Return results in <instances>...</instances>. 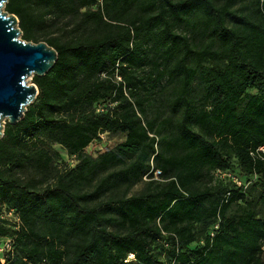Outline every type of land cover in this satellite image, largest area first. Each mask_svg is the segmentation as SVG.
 Segmentation results:
<instances>
[{"label": "trees", "instance_id": "trees-1", "mask_svg": "<svg viewBox=\"0 0 264 264\" xmlns=\"http://www.w3.org/2000/svg\"><path fill=\"white\" fill-rule=\"evenodd\" d=\"M5 10L23 39L57 52L0 138L5 264H264V0ZM105 131L124 140L85 154ZM55 144L73 166L57 165Z\"/></svg>", "mask_w": 264, "mask_h": 264}, {"label": "water", "instance_id": "water-1", "mask_svg": "<svg viewBox=\"0 0 264 264\" xmlns=\"http://www.w3.org/2000/svg\"><path fill=\"white\" fill-rule=\"evenodd\" d=\"M0 0V138L7 121L14 125L24 117L37 94L29 76H43L57 60L56 50L46 42L21 37L18 18Z\"/></svg>", "mask_w": 264, "mask_h": 264}, {"label": "rangeland", "instance_id": "rangeland-1", "mask_svg": "<svg viewBox=\"0 0 264 264\" xmlns=\"http://www.w3.org/2000/svg\"><path fill=\"white\" fill-rule=\"evenodd\" d=\"M57 34H58V31L55 29L52 32L48 33L49 36H56ZM40 41L44 42L43 39ZM28 79H29L28 80L29 82H32V76H29ZM192 92H193L192 94L195 95L196 97H198L201 94V90L197 83L193 84ZM124 137L125 135L119 132L118 133H112L108 131L101 132L97 138L92 140V142H90L86 146V148L84 149V153L90 155L91 157H96L105 151L113 149L117 144H119L120 142L124 140ZM54 147L59 151V154H60V158H59L60 160L57 161V165H60L61 169H63V167H71L74 165L75 161H73V159L70 156L66 155L64 149H62L59 145H56V144L54 145ZM225 176H227V174L225 173L221 174V177H225ZM146 179L147 178H142V181L132 186V188L129 189L128 194L135 193L139 189H141L143 182ZM255 196H256V193L252 192L249 195V198L255 197ZM257 213L259 217L264 219V206L262 205L258 206ZM5 214L12 222L16 220V217L13 214H9V213H5ZM192 246H195V244H192ZM262 259L264 261V245H263V251H262Z\"/></svg>", "mask_w": 264, "mask_h": 264}, {"label": "built area", "instance_id": "built-area-1", "mask_svg": "<svg viewBox=\"0 0 264 264\" xmlns=\"http://www.w3.org/2000/svg\"><path fill=\"white\" fill-rule=\"evenodd\" d=\"M258 149L259 150H263L264 148L263 147H259ZM158 173H159V171H156L155 172V176H157ZM236 182L238 184L240 183L238 181H236ZM9 214H11V213H9ZM12 252H13V247H12V240H11V238L0 236V262L2 264H5L6 255L8 253L9 254H12ZM133 258H134L133 254L130 253L127 256V258L125 259V262H128V261L132 260Z\"/></svg>", "mask_w": 264, "mask_h": 264}]
</instances>
